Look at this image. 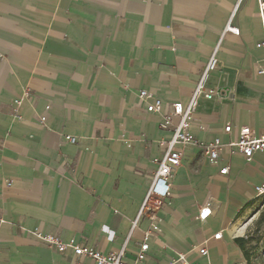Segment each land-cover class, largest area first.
Instances as JSON below:
<instances>
[{"label": "crops", "instance_id": "1", "mask_svg": "<svg viewBox=\"0 0 264 264\" xmlns=\"http://www.w3.org/2000/svg\"><path fill=\"white\" fill-rule=\"evenodd\" d=\"M258 6V0H0V264H94L71 249L51 248L35 228L103 252L123 245L171 137L157 114L144 113L138 93L187 102L217 44L219 69L207 87L228 95L200 99L188 130L206 142L217 136L228 142L242 125L263 131ZM231 13L238 34L224 31ZM15 98L21 103L13 113ZM43 114L46 126L38 122ZM263 182V153L246 160L225 148L210 163L198 147H183L144 264H166L173 252H189L219 231L198 261L233 264L241 249L231 224ZM204 205L211 214L200 220ZM149 226L148 216L138 220L126 260L134 259Z\"/></svg>", "mask_w": 264, "mask_h": 264}, {"label": "built area", "instance_id": "2", "mask_svg": "<svg viewBox=\"0 0 264 264\" xmlns=\"http://www.w3.org/2000/svg\"><path fill=\"white\" fill-rule=\"evenodd\" d=\"M259 17L262 26V39L256 44L258 48H264V0H258ZM233 13L225 26L224 31H229L233 34H238L237 27L230 24ZM219 44H217L208 60L205 62L198 80L193 87V90L189 96L187 102L183 103L180 100L163 102L161 99L156 98L146 89H141L138 93V104L144 105V113H154L160 117L159 125L161 128L169 129L171 131V137L166 140L165 149L162 152L161 157L157 161V168L150 177L148 187L144 199L140 205L138 214L131 222V228L128 236L125 238L123 245L109 252H103L102 250L93 246L77 242L74 238L64 241L58 234L43 233L38 228L33 231L34 235L48 244L51 248L58 252H64L67 249H71L73 253L80 257H89L94 264H144V261L148 258L149 242L151 237H156L160 228L158 225V217L156 211L166 204L167 197L170 194L171 179L173 173L182 162V149L185 146H196L206 156L210 163H217L220 153L228 148L230 152L238 153L246 160H250L254 154H264V130L257 133L247 125H242L236 128V136L234 139L224 142L221 137L217 136L211 141H203L197 139L188 130V121L192 114L196 111L200 99L214 100L221 98L228 93H224L221 89L207 87V81L210 73L219 69V60L216 56ZM264 68L261 66L257 70V74H263ZM21 103L20 98H15L11 102L12 112L15 113L18 105ZM46 110L49 106H46ZM47 116L45 114L38 116V122L46 126ZM223 133L230 135L232 133V127L230 124H226L223 127ZM66 141L76 142V138L71 135L64 136ZM221 174L228 172V167L225 166L219 171ZM7 185L10 182H6ZM254 192L256 196H264V182L254 186ZM211 214L210 207L204 205L199 208L198 218L205 220L207 216ZM142 216H148L150 219V226L144 231L143 240L138 248L134 252V259L130 262L126 260V242L129 240L132 231L136 228L138 220ZM222 236V232H216L210 238H206L199 244L192 246L189 252H173L166 264H200L199 257L208 256V241L210 239H219ZM193 253L194 256L189 255Z\"/></svg>", "mask_w": 264, "mask_h": 264}, {"label": "rangeland", "instance_id": "3", "mask_svg": "<svg viewBox=\"0 0 264 264\" xmlns=\"http://www.w3.org/2000/svg\"><path fill=\"white\" fill-rule=\"evenodd\" d=\"M263 208L264 196H255L233 220V237L245 239L244 249L233 264H264V224L257 222Z\"/></svg>", "mask_w": 264, "mask_h": 264}, {"label": "trees", "instance_id": "4", "mask_svg": "<svg viewBox=\"0 0 264 264\" xmlns=\"http://www.w3.org/2000/svg\"><path fill=\"white\" fill-rule=\"evenodd\" d=\"M249 204H250V202L247 203V204L244 206V208L248 207ZM257 222H258V223H263V224H264V208L262 209L261 214H260V216H259ZM235 242L237 243V245L239 246V248H240L241 250L244 249V242H245V239H244L243 237H237V238H235Z\"/></svg>", "mask_w": 264, "mask_h": 264}, {"label": "water", "instance_id": "5", "mask_svg": "<svg viewBox=\"0 0 264 264\" xmlns=\"http://www.w3.org/2000/svg\"><path fill=\"white\" fill-rule=\"evenodd\" d=\"M210 210H211V208H210Z\"/></svg>", "mask_w": 264, "mask_h": 264}]
</instances>
